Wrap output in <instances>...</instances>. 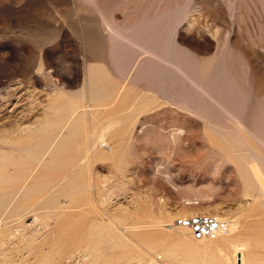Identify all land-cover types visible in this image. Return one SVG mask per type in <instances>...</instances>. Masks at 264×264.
Listing matches in <instances>:
<instances>
[{"label":"rangeland","instance_id":"374dc122","mask_svg":"<svg viewBox=\"0 0 264 264\" xmlns=\"http://www.w3.org/2000/svg\"><path fill=\"white\" fill-rule=\"evenodd\" d=\"M99 11L158 54L169 44L210 105L238 96L231 106L264 135V0H0V264H94L91 239L59 244L56 226L109 218L133 249L109 261L108 240H91L104 264H264L251 153L189 112L181 76L114 41ZM26 203L37 210L20 219ZM196 213L231 234L197 242L173 227Z\"/></svg>","mask_w":264,"mask_h":264},{"label":"bare ground","instance_id":"6f19581e","mask_svg":"<svg viewBox=\"0 0 264 264\" xmlns=\"http://www.w3.org/2000/svg\"><path fill=\"white\" fill-rule=\"evenodd\" d=\"M101 11H99V14L101 15ZM104 22V25H105V28L106 30L113 36V33L112 32V29L109 27V25L105 22ZM220 94V93H219ZM222 99H220V101H222L225 105L222 106V105H219V102L217 101L218 99H215V98H210V100H212L214 103H216V115L212 118L214 119L215 121V129L216 128H221L223 130H228L229 132H231L234 137L232 138V140H230V144L232 143L233 141V144L231 145L233 150L237 153H240L241 151L242 152H249L251 153L252 157H253V161L251 163H249V166H250V176L253 180H255L261 187V190L263 191V194H264V172H263V166H264V135H262V133L254 128V125L250 122H247L246 119L241 116L236 110L235 108H233L231 105H240V99L238 98V96H235V95H227V96H221ZM10 100V99H9ZM8 101V100H7ZM230 122L233 124L231 125ZM234 125L237 126V128L234 127ZM54 139V137H53ZM52 139V141H53ZM100 139V138H99ZM51 142V141H50ZM256 143L258 144L259 146H255L253 145V143ZM52 143V142H51ZM50 143V145H51ZM49 144V143H48ZM91 144V143H90ZM96 144V143H95ZM45 145V144H44ZM93 145V144H92ZM48 146V145H46ZM94 146V145H93ZM106 147V146H105ZM92 157V156H91ZM81 161V160H80ZM79 164V162H78ZM82 165V164H81ZM80 165V166H81ZM78 166V165H77ZM81 168V167H79ZM84 168V167H83ZM28 174V173H27ZM29 175V174H28ZM3 175H0V179L2 178ZM16 176V175H15ZM30 176V175H29ZM29 176H26V177H23V179H27ZM8 177L7 176H3V179L2 180H6L4 179ZM13 177V176H12ZM11 177H9L8 179L10 180ZM64 178V177H63ZM15 178H12L11 180L14 181ZM59 179V178H56V180ZM66 179V177H65ZM1 180V181H2ZM55 180V179H54ZM61 180V178H60ZM63 180V179H62ZM12 181V182H13ZM4 182V181H2ZM6 183L8 182V184H10L11 182L10 181H5ZM10 182V183H9ZM20 182V180H19ZM22 183L24 181H21ZM55 182V181H54ZM53 181L51 182L54 183ZM57 182V181H56ZM16 183V181H15ZM20 183V184H22ZM59 183V182H58ZM55 184V183H54ZM53 184V185H54ZM16 185V184H15ZM56 185V184H55ZM13 186V185H11ZM52 186V185H51ZM31 188V187H30ZM51 188V187H50ZM11 189V188H10ZM20 193V189L19 188H14L12 189V191L8 194H6V197L4 198V202H2V207L3 209H5L6 207L8 208L14 201V199L16 197H18ZM37 203H29V204H23L20 206L19 204V207L22 209L21 210V213L19 214L18 213V216H20V219L23 215V217H26L27 215L31 214V213H34L37 209L35 207ZM188 205H191V204H188ZM17 206V205H16ZM6 208V209H7ZM5 209V210H6ZM52 209H56V207H52ZM4 210V211H5ZM17 211V210H16ZM7 212V211H6ZM5 213V212H4ZM193 215V214H192ZM3 216V214H2ZM13 216V214L11 215ZM17 217V216H16ZM13 218V217H12ZM15 218V217H14ZM19 218V217H18ZM17 219V218H16ZM24 223V222H23ZM45 223V222H44ZM52 224V223H51ZM237 224V223H236ZM114 226L117 227V224L115 223V220L114 219H111L109 218L108 220V224H100L98 222V219H92L90 220L87 224H86V227L84 228V226L82 227H79V226H73L71 224H64V223H58L57 226H56V230L59 231V236H58V243L59 244H70L72 241L73 242H77L79 239H84V238H88L92 240V242H96V241H104V240H108V243L109 245H105L107 248H105L104 250L109 253V251H112L109 256L108 254L105 256V257H109L108 260L110 261L111 258L117 256L118 254H120L121 252H119L118 250V246L120 247L121 244L123 243L124 244V249L126 251H129L130 247L131 246V243H126V241L124 240H121L118 236H116L117 232H116V228H114ZM236 226L238 225H233V227L236 229ZM231 227V225H230ZM143 228V227H142ZM52 229V228H51ZM49 229V230H51ZM231 229V228H230ZM234 229V230H235ZM55 230V231H56ZM107 230V231H106ZM184 230V229H183ZM238 231V229H236ZM54 231V233H55ZM231 230H229V234H231L230 232ZM238 234V233H237ZM236 234V235H237ZM78 235V236H77ZM128 237H130L129 235H127ZM189 237V236H188ZM190 238V237H189ZM86 239H85V243H86ZM89 240V242H87L86 244V249L89 250L90 252L92 253H96L95 254V260H94V264H104L105 260L103 259V254H104V250L103 248L101 247V244L100 242L94 246L93 243H91ZM131 240V239H130ZM105 241V242H106ZM123 241V242H122ZM133 241V240H132ZM195 241V240H194ZM197 242H202V241H197ZM82 244V243H81ZM105 244V243H103ZM130 244V245H129ZM94 248H92L93 246ZM92 246V247H90ZM104 246V247H105ZM123 247V246H121ZM132 248V247H131ZM241 248V247H240ZM128 249V250H127ZM133 249V248H132ZM130 249V250H132ZM242 250V249H239V251ZM117 252V253H116ZM119 252V253H118ZM130 252V251H129ZM132 252V251H131ZM131 252H130V255H131ZM123 254V252H122ZM127 252L124 253V255H122L123 257L121 258H125L124 260H126L127 258ZM133 254V253H132ZM121 256V255H120ZM119 256V257H120ZM104 257V258H105ZM131 257V256H130ZM118 258V257H116ZM115 258V259H116ZM107 259V258H106ZM114 259V258H113ZM112 259V260H113ZM128 259V258H127ZM130 259V258H129ZM161 259V258H159ZM124 260H121V261H124ZM109 261L106 263V264H112V263H109ZM129 261V260H128ZM111 262H114V261H111ZM116 262V260H115ZM119 263V262H118ZM120 264H123L122 262Z\"/></svg>","mask_w":264,"mask_h":264},{"label":"crops","instance_id":"0c3cea01","mask_svg":"<svg viewBox=\"0 0 264 264\" xmlns=\"http://www.w3.org/2000/svg\"><path fill=\"white\" fill-rule=\"evenodd\" d=\"M101 17L103 21H105L112 29V32H114V41L116 39H122L124 41L126 40L128 44L133 47L136 53L142 52V54H147L155 61L159 62L160 64H163V71L168 75L177 72L181 76L180 82L182 83L183 88H185L184 91L187 93V96H185L184 98V102H190V104L184 105L186 109L189 112L192 111V113H197L198 115L205 117L208 126L215 128V121L212 116L214 117L216 115V109L215 107H213V105H210V103H208L203 96H208L207 90L209 89L201 82V80L196 76L193 70H189L183 65L176 64L171 59L169 44L165 46L164 55L158 54L157 52H155L157 49L150 50L147 47L139 44V42L137 43L131 38L125 37L118 30V26L114 22L110 21L109 18L104 16L103 13H101ZM209 91L214 94L213 91Z\"/></svg>","mask_w":264,"mask_h":264},{"label":"built area","instance_id":"2783aa9c","mask_svg":"<svg viewBox=\"0 0 264 264\" xmlns=\"http://www.w3.org/2000/svg\"><path fill=\"white\" fill-rule=\"evenodd\" d=\"M173 227L186 230L195 241H217L229 233L230 223L214 215L196 213L178 217Z\"/></svg>","mask_w":264,"mask_h":264}]
</instances>
